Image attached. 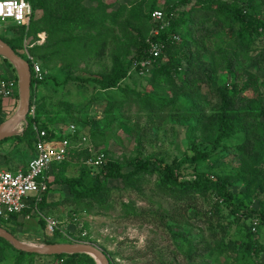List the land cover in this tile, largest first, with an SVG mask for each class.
<instances>
[{
	"label": "rangeland",
	"instance_id": "374dc122",
	"mask_svg": "<svg viewBox=\"0 0 264 264\" xmlns=\"http://www.w3.org/2000/svg\"><path fill=\"white\" fill-rule=\"evenodd\" d=\"M115 1L118 2L117 7L118 4L132 0ZM164 1L158 0L157 7L164 8ZM193 1L198 4L195 8L208 7L203 1ZM240 1L214 0V4L210 2V8L224 3H238L242 10L254 14L251 6L255 5L247 3V0ZM140 2L141 0H135L134 4L138 5ZM191 5L192 3L179 7L172 16L176 18L178 13L189 11ZM48 14L47 1L43 11H34L28 24H22L27 29L30 24L36 23L34 26L37 39L33 44L40 46V53H49L53 47L48 45H52L55 40ZM197 21L209 31L204 39L208 53L200 55L204 63H195L207 77L198 84H184L180 74H174L167 84H157L152 79L144 80L132 69L114 89L102 90L91 84L79 85L73 80L64 83L66 72L61 69L63 63L52 59L43 61L32 53V45H28L29 38L23 40L19 54L24 60L33 58L37 61L46 77L43 84H31L30 103L34 106L33 116L39 108L41 121L62 125L64 132L66 126L74 120L79 127L77 136L71 137L74 146L78 148V157L72 159L70 154L65 159L68 162L65 168L68 176H77L81 169H86L90 177L99 171L100 168L86 164L84 156L87 153H104L106 161H118L124 172L130 170L126 167L130 159L136 156H153L177 166L180 179L190 178L195 172L222 176L230 181L231 189L236 194L235 202L241 201L244 206L253 210H264V165L254 167L250 159L252 153L243 145L246 141L245 131L234 134L207 160L183 163L178 167L181 160L190 158L198 151L211 149L207 142V117L216 114L220 108L213 92L223 91L233 81L234 76L242 98L253 100L257 106L253 113L250 111L248 122L256 128L264 129V37H242L234 17L224 19L208 12L206 15H199ZM22 25L0 20V37L14 42V37L18 36ZM138 27L141 32L145 30L143 25ZM125 29L136 38L135 25L127 24ZM180 30L186 33V29ZM145 31L149 33V29ZM129 47V56L126 59L136 53L138 46ZM114 48H117L118 54L125 50L114 38L109 37L103 55H87L78 65V70L82 69L83 72L78 71L77 74L87 77L108 72L113 65ZM6 62L7 65H3L6 73L13 72L17 76L12 65L7 60ZM229 63L232 64L231 73ZM71 76L74 78L75 74ZM243 81L248 84L247 87H243ZM14 111L15 109L11 113ZM200 117L206 118L200 121ZM23 129L24 126L18 132H23ZM0 147V170H6V158L14 160V164L21 168L31 157L25 144L18 145L15 152L10 143H0ZM106 184L108 188H112L107 203L76 206L68 202L47 210L42 209L40 203L38 212L28 219L24 218L22 223L15 226L14 235L26 243H46L45 239H52L46 233V219L50 216L57 219L59 230L65 234H72L75 238L81 235L80 242L101 248L109 256V264H157L152 260L153 251L163 254L166 260L174 264H240L245 258H251L255 264H264V223L255 218L236 222L237 215L233 213V208L221 201L218 202L219 213H213L215 196L211 198L210 205L200 197L190 206L174 205L167 197L160 195L156 175H147L140 179L139 191L125 186L120 180H108ZM49 191L50 198L56 200L54 202L67 197L65 186L52 184ZM175 209H178L175 219L183 229L179 248L173 243L168 229L158 227V221H148V215L168 211L174 213ZM174 225H171L172 229L178 232ZM58 240L62 243L70 242L65 237ZM247 242L252 245L250 256L245 251L244 245ZM227 243L233 247L220 252V244L225 246ZM243 251L244 254L241 253ZM5 256L7 258L0 261V264L15 263V253L10 251ZM52 263L56 264L50 257H34L32 264ZM22 264L29 262L24 261Z\"/></svg>",
	"mask_w": 264,
	"mask_h": 264
},
{
	"label": "trees",
	"instance_id": "16d2710c",
	"mask_svg": "<svg viewBox=\"0 0 264 264\" xmlns=\"http://www.w3.org/2000/svg\"><path fill=\"white\" fill-rule=\"evenodd\" d=\"M26 1L31 5L32 13L37 10L43 11L48 1V16H50L52 21L51 30L55 33L53 44L48 46L53 47V49L49 53L38 52V50L41 49L40 46L33 44L34 40L37 39L35 36V22L30 24L27 29L22 25V30L19 32L18 36L14 37L16 39L14 42H10L2 37L0 38L9 44L21 57L22 55L19 54L18 50L22 48L23 40L29 38L28 45H32L30 49L33 54L38 55L45 62L52 59L55 62L63 63L61 69L66 72L64 83L73 80L74 82H78L79 85L91 84L102 90L116 88L120 82L127 77L131 69L133 71L135 70L134 72L144 80L150 81L152 79V81L154 80L157 84L169 83V80L172 79L174 74H180L184 79V84H189L191 82L198 84L206 79L207 75L205 72L200 69V66H195V63L203 62L204 60L201 59L200 55L205 52L208 53V48L204 44V39L207 38L209 31L206 30L203 24L199 25L197 21L199 15H206L208 12L224 19L234 17L242 37H264V0H247V3L255 5L254 7L251 6V10L254 11V14H251L248 10H242L238 3L236 5L224 3L210 8V2L214 4V0H197L198 2L203 1L207 3V9L200 8V6L195 8L194 6L198 4L193 0H165L164 8L157 7L158 0H141L138 5L134 4L135 0H132L129 3L118 4L117 7L116 4L118 2L115 0L110 2L105 0ZM190 3H192V8L190 7L189 11L186 10L178 13V17L176 18L172 16V13L179 7L184 5L187 6ZM203 9H205V12L201 13ZM157 10L163 13L164 21H166L167 25L165 28L159 29L157 35H151V30L157 28L152 18L153 12ZM127 24H133L135 28H137V31L136 29L134 31L137 34L136 38L128 34L129 30L125 29ZM141 25H143L145 30L148 31L149 29V33L145 30H142L143 32L139 31L138 26ZM180 28L186 29V33H182ZM109 37L114 38L125 48L121 54H118L117 48L113 49V65L109 71L87 77L79 76L77 72H83L82 69L78 70L79 63L83 62L87 55L94 56L96 53L97 57H101V55H103L102 53L106 51ZM175 37H177L178 40H176ZM150 42H160L164 46L161 54L156 58L149 54ZM135 45L138 46L136 53L131 58L126 59L129 56V46ZM147 59H149L152 64L151 69L148 73L138 74L140 69L139 67L133 69L134 64ZM25 60L29 63L31 69L29 59L25 58ZM228 66L230 73L233 72L231 71L232 64L229 63ZM73 73L75 74L74 78L71 76ZM235 79L236 76H234L230 84H227V87L223 91L216 90L213 92L220 103V108L216 114L207 117V126L209 129L207 142L211 146V149L198 151L190 158L181 160L178 167L183 163L192 164L207 160L212 153L223 147L228 139L242 130L246 132V141L243 145L245 149L249 148L248 150L251 151L252 154L250 159L254 167L257 165L258 168L259 166L263 167L264 129L254 127L247 120L250 111L253 113L257 106H255L253 100L242 98L241 91ZM45 82L46 77L44 75L39 84ZM242 85L243 87H247L248 84L243 81ZM16 99H18L17 95ZM38 113L39 108H37L34 117L27 116L28 126L24 129L22 134L6 139L0 143H10V147L14 149L13 152L18 150L16 148L18 145L25 144L29 149L30 156L33 157L35 134L31 124L38 126L51 135H53L54 132H58V136L61 137L64 133V127L62 125H57V123L54 124V122L51 124L41 121V117ZM8 117H6V115L1 117L0 123L5 121ZM204 118L200 117L199 120L204 121ZM69 124L75 125L76 133L74 136H77L79 127L76 121L74 120ZM68 125L66 126L67 128ZM64 136L69 138L71 143H73L69 133ZM77 152L78 148H72L69 150L68 156L71 154L70 156L72 159L78 157ZM102 154L104 155V162L101 166L94 167L100 169L91 177L86 173V169H81L77 176H68L65 172V168L68 164L67 160L53 164L50 171L46 174L49 188L52 184L65 186L67 188V197L59 200V202L47 204L45 202L46 195H44L41 203L42 209L47 210L51 207H57L59 204L68 202L76 206H90L93 205V203L101 205L108 202L110 193H112V188H108L106 184L108 180H120L125 186L139 191L140 179H143L147 175H156L158 179L157 186L160 188V195L167 197L174 205L180 206V204H183L184 206H190L196 202L198 197L202 198L203 201L210 205L211 198L215 196L216 200H214L215 202L212 206L213 213H219L218 202L221 201V203L225 202L228 206L233 208V213L237 215L235 217L236 222H243L246 218H255L264 223V210H253L248 206H244L241 201L235 202L236 194L231 189V183L222 176L195 172L190 178L180 179L177 173V166H172L164 160L153 156H136L130 159L126 163V167L130 168V170L124 172L122 165L118 161L113 159H108L106 161L105 154ZM86 155H88V153ZM86 155L84 157L87 160L91 154L88 156ZM11 156L9 157L11 158ZM13 161L8 158L5 159L6 170L15 171L19 168L18 164H14ZM25 165L23 168H25ZM258 171L260 170L258 169ZM51 176L52 180H50ZM177 211L178 209H175L174 213L171 211L167 213L156 212V215H148V221L153 219L154 222L158 221V227H164L166 228L165 230L168 229L173 243L179 248V241L182 238L181 232L183 229L182 225L175 219ZM238 214H241V216H238ZM14 216L17 215H13V217ZM173 223L178 232L172 229L171 225ZM12 225L0 223V226L14 235L13 230L15 231V226ZM44 226L45 224L43 223V227ZM71 236L74 240L79 242L82 239L80 238L82 237L81 235L77 236L79 238H75L76 236L72 234ZM63 237L65 236L62 234L61 230L58 229L55 231L54 235L51 236L52 239H45V242L56 243L60 241L58 239H62ZM66 239L72 242L70 239ZM244 246L246 254L250 256L252 249L251 243L247 242ZM231 247L233 246L228 243L225 244V246L220 244V252H222L223 249ZM10 251L16 255V257H14V264H22L24 261H28L29 264H32L34 257H50L56 264H94V260L90 256L84 254L41 256L17 251L8 242L0 238L1 262L7 258L5 255ZM234 251H236V249ZM241 253L244 254V251ZM153 254L152 260L157 264H174L166 260L163 254L157 251H153L152 255ZM240 264L255 263L251 258H245L240 261Z\"/></svg>",
	"mask_w": 264,
	"mask_h": 264
},
{
	"label": "built area",
	"instance_id": "2783aa9c",
	"mask_svg": "<svg viewBox=\"0 0 264 264\" xmlns=\"http://www.w3.org/2000/svg\"><path fill=\"white\" fill-rule=\"evenodd\" d=\"M17 4L21 3V0H15ZM23 3L28 5V8L21 10L17 13L16 9H13L11 15H7V9L3 12L5 14L0 15V20L11 21L15 25L28 24L32 8L31 5L23 0ZM156 27L151 30V35H157L159 29L166 27L167 23L164 21V16L161 11H154L152 14ZM177 39V37H176ZM163 44L160 42H150L149 54L156 58L158 57L162 49ZM31 63V84H38L44 77V72L40 64L29 58ZM139 67L141 74L148 73L152 64L149 59L141 60L134 64L133 69ZM18 95V80L14 74L2 75L0 74V100L14 99ZM34 106L30 103L28 116L34 117ZM3 117L0 112V118ZM35 134L34 142V155L26 163L25 168H18L15 171L0 170V222L6 223L13 215L22 214L26 209L36 206L42 201L45 194L49 190L47 172L55 163L64 161L69 154V150L75 148L70 139L64 135L69 133L70 136H74L76 133V127L74 124H69L66 132L59 137L58 132H54L53 135L48 134L45 130L40 129L38 126H32ZM77 148V147H76ZM104 162V155L91 153L90 157L86 160V164L93 167H99ZM32 194V196H30ZM58 221L54 219L46 220V233L49 236H53L55 231L59 229ZM62 234L70 239L72 242H79L74 240L70 235ZM85 235V234H83Z\"/></svg>",
	"mask_w": 264,
	"mask_h": 264
},
{
	"label": "water",
	"instance_id": "95a60500",
	"mask_svg": "<svg viewBox=\"0 0 264 264\" xmlns=\"http://www.w3.org/2000/svg\"><path fill=\"white\" fill-rule=\"evenodd\" d=\"M0 56L7 60L17 73L18 104L15 112L0 123V142L22 134L19 129L27 128V116L30 108L31 71L29 63L19 56L9 44L0 38ZM24 129L22 131H24ZM0 238L8 242L15 250L41 256L86 254L92 257L96 264H109V258L104 251L87 242L43 243L40 245L26 243L0 226Z\"/></svg>",
	"mask_w": 264,
	"mask_h": 264
},
{
	"label": "crops",
	"instance_id": "0c3cea01",
	"mask_svg": "<svg viewBox=\"0 0 264 264\" xmlns=\"http://www.w3.org/2000/svg\"><path fill=\"white\" fill-rule=\"evenodd\" d=\"M9 63V62H8ZM3 65H7V62H6V60L3 58V57H1L0 56V74H2V75H11V74H13V72L12 73H6V71L3 69ZM13 67V66H12ZM14 68H12V70H13ZM17 104H18V99H16V98H14V99H3V100H0V112H2V114H3V116H5L6 115V117H8V116H10L12 113V111L15 109L16 110V108H17ZM12 110V111H11ZM15 112V111H14ZM9 118V117H8ZM0 149H1V147H0ZM30 159V158H29ZM29 161V160H28ZM27 161V162H28ZM26 162V163H27ZM21 168H23V167H21ZM49 191V190H48ZM50 192L51 191H49V192H47V194H46V197H45V202L47 203V204H52V203H56V202H54V201H56V200H53L52 198H50ZM42 201H43V199H42ZM42 201L40 202V203H42ZM59 201V200H58ZM39 203V204H40ZM38 204V205H39ZM38 205L36 206V209L34 208V206H31L30 208H28V209H26L22 214H19V215H17V216H14V217H12L11 219H9L6 223L7 224H10V225H12L13 223V225L12 226H16V225H19L20 223H22L23 222V219L24 218H26V219H28L30 216H32V215H34V213L35 212H38ZM53 208H55V207H51L50 209H53ZM47 219H54V218H51L50 216L49 217H47ZM46 219V220H47ZM54 220H56L57 221V219H54ZM12 222V223H11ZM59 223V222H58ZM16 224V225H15ZM44 230H45V228H44Z\"/></svg>",
	"mask_w": 264,
	"mask_h": 264
},
{
	"label": "clouds",
	"instance_id": "9594fccd",
	"mask_svg": "<svg viewBox=\"0 0 264 264\" xmlns=\"http://www.w3.org/2000/svg\"><path fill=\"white\" fill-rule=\"evenodd\" d=\"M7 9V15H11L13 12V9L17 10V13H19L21 10L28 8V5L23 3V0H21L20 4H17L15 0H0V15L5 14L3 12L4 9Z\"/></svg>",
	"mask_w": 264,
	"mask_h": 264
}]
</instances>
